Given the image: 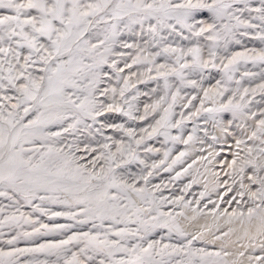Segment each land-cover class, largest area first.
<instances>
[{"label": "snow or ice", "instance_id": "obj_1", "mask_svg": "<svg viewBox=\"0 0 264 264\" xmlns=\"http://www.w3.org/2000/svg\"><path fill=\"white\" fill-rule=\"evenodd\" d=\"M125 33L139 37L143 45L122 40ZM250 35L264 43V0H259L258 6L253 0H0V197L7 198L15 208L8 213V206L0 207V213H6L0 219V228L32 226L31 232L18 231L7 241L14 245L21 238L90 225L87 231H73L57 242L0 250V264H20L21 256L36 253L55 256V264H228L221 259V251L194 246L195 241L204 240V233L190 234L180 226L178 217H184L183 211L162 210L168 203L189 208L190 201L183 197L171 201L157 198L148 188L156 169L163 166L164 171L171 172L184 162L187 150L179 152L170 164L171 149L165 150L163 159L153 163L146 174L142 170L134 175L125 166L138 162L148 168L137 149L156 136L173 144L189 145L195 139V127L187 139L182 134L173 136L171 130L182 133L186 120L202 114L225 134L234 120L247 115L255 118L256 114L248 111L247 97L257 89H242L241 82L256 73L244 71L240 79L235 77L242 63L264 66V48L230 52L231 45L241 44V37ZM176 40L189 41L190 46H174ZM118 48L135 49V54ZM159 57H164V63H157ZM121 61L124 68L119 67ZM134 65L147 66L149 80H163L164 94L155 103L145 104L139 116L133 114V101L140 93L129 98L126 94L135 84L130 77L120 76ZM211 70L221 72V79L215 87L203 88L205 73ZM113 72L117 83L123 79V87H101L112 79ZM143 75L138 76L140 83L146 82L141 79ZM192 75L199 79H191ZM260 75L264 78V71ZM233 83L235 88L229 87ZM185 87L200 88L203 99L195 112L185 116L181 111L177 120L174 109L184 99L181 93ZM258 89L264 93V84ZM226 93L230 95L226 97ZM197 99L191 96L183 107H194ZM206 101L213 106L205 107ZM110 113L132 120L146 121L150 115H159V119L143 128L138 139L135 129L105 121L101 128L123 132L128 143L108 137L112 142L103 144V151L88 164L82 163L84 157L77 155L79 145L67 141V137L74 136L81 127L90 132L92 124L88 120L95 124ZM222 113H231L227 125L221 121ZM53 126L59 130H51ZM211 139L216 141L218 137L212 135ZM62 141L67 142L60 146ZM249 141L253 142L251 146ZM235 145L237 151L224 162L230 170L225 175L232 181L228 191L235 188L232 200L239 197L237 202L248 207L246 214L244 210L228 213L225 209L223 215L229 222H256L257 234L264 236V118L257 121L247 139H236ZM144 151L151 154L160 149L145 147ZM218 155L209 152L212 159ZM200 159L212 162L208 157ZM195 163L193 160L172 179L188 175ZM214 176L217 186L227 185L219 174ZM196 182L193 178L187 187ZM204 195L201 193V199ZM22 204L50 220L63 217L74 223L50 226L33 220L31 214L20 212ZM47 205H60L66 210L51 211ZM192 212L198 213V207ZM157 229H166V237L150 240ZM231 231L222 236L228 237ZM174 235L178 238L175 243L171 242ZM222 236L213 234L206 243H223ZM244 236H249V230ZM260 248L264 251V243ZM228 255L223 251V256ZM254 259L264 264V257Z\"/></svg>", "mask_w": 264, "mask_h": 264}, {"label": "rangeland", "instance_id": "obj_2", "mask_svg": "<svg viewBox=\"0 0 264 264\" xmlns=\"http://www.w3.org/2000/svg\"><path fill=\"white\" fill-rule=\"evenodd\" d=\"M259 0H253V5L258 6ZM206 18V16L204 17ZM147 27V25H145ZM137 31L139 28L137 27ZM185 35H188L185 32ZM122 40H126L128 43H139L143 45V40L139 37H134L125 33L122 37ZM195 39V38H193ZM242 43L239 45L233 44L230 46V52H237V51H244L245 49H252L255 48L257 50L264 48V43L261 41L254 39L253 35L248 37H241ZM175 44H181L185 47L190 46L189 41H181L176 40L173 42ZM118 51H132L135 54V49L127 50V49H117ZM157 49H152V51H156ZM128 63H131V60H128ZM157 63H164V57L157 58ZM119 67L124 68L123 61L120 62ZM145 65H134L131 69H124V72L120 73L121 77H130L131 83L135 84V88H132L126 95L131 98L137 91L140 93L139 97L133 101L134 103V115H142L144 111L145 104H152L159 100L160 96L163 95V80L151 79L149 80L148 73L146 71ZM111 71L110 69H107ZM244 71H249L252 73H256L253 77H246L242 83V89L244 87L249 88L250 90L256 88L257 91L253 94L251 91L247 99L250 101L248 106V111L250 113H255L256 116L253 118L251 115H247V117L252 121L254 120L256 123L260 118H264L261 116V113L264 112V93L260 92L258 89V85L264 84V78L261 77L260 73L264 71V66L259 64L253 65L252 63L241 64L239 66V71L236 73V79H240V76L243 74ZM132 73H136V75H132ZM143 73L144 75L141 79L145 80V83H140L138 81V76ZM153 77H155L156 73L153 71L151 73ZM222 73L218 70H211L210 73H205V78L202 81L203 88H213L216 85V81L221 79ZM191 79H199L198 75H192ZM170 80H174V78H170ZM113 87H123V79H120L119 83H117L116 74L112 73V79L105 85H101V87L107 86ZM231 88H235V84L229 85ZM152 89H157L155 93L152 92ZM174 90V89H173ZM147 93V95H144ZM181 95L184 97L183 100L178 101L174 111L175 116L174 119H180V112L183 111L185 116L189 114V112H195L197 108L200 107V100L203 99V92L200 88L193 89L191 87H185L182 89ZM197 96L198 99L193 101L194 107H183L184 104L187 103V100L191 98V96ZM230 93H226L225 96L227 97ZM170 102V97H169ZM167 107V105H163ZM213 104L211 101L205 102V107H212ZM221 121L224 125H227L228 120L226 119L227 116L225 113L220 114ZM159 119V115L153 117L152 115L149 116L148 120L141 121V120H132L129 117H126L120 113H110L106 114L105 117L99 119V122L93 124L91 120H88V124H92L91 131L84 129L81 127L79 132H76L74 136L69 135L67 137V141H75L79 145L80 151L77 152L78 156L84 157L82 163L88 164V162L93 159L95 156L99 155L101 151H103V144L111 143V140H108V137H111L112 140H124L125 144L128 143V138L124 135L123 132L116 131L112 128H101V124L105 121L113 123V124H122L125 128H133L136 131V138L138 139L139 136L142 134V129L148 127L150 124H155V120ZM207 121V122H206ZM234 122H232L231 126L228 128V132L225 134L220 131L219 127H214L213 122L211 119L206 118L203 114L197 119H189L186 120L183 126L182 133L180 130L172 129L171 134L181 135L183 139H187L188 135L193 134L192 129L195 127L197 131L194 133L195 139L189 144L184 145L183 143H175L173 144L171 141H165L163 136H156L151 140L145 141V144L142 145L139 149H137V153L140 159L145 160L148 168H145L144 165L139 164L138 162H133L129 165H126L128 172L134 175H140L143 170V174H146L148 170H151V165L153 163H159L161 159H163V153L167 149H171V154L168 159V164L171 163L172 159H174L179 152L181 151H188V156L184 158V162L181 164H177L173 167L171 172L164 171V167H160L154 171V174L149 178L150 183L148 184V188L152 190L156 197H165L169 201L174 200L177 197H183L185 201H190L191 205L189 208H183L182 205H174L172 203H168L164 205L163 211L165 212H173L178 213L180 211L192 212V208L199 209L198 214L201 216H215L214 213H219L221 210L224 211L225 209L228 212H232L233 210L240 211L244 210L246 212L248 205L239 204V197H237L236 201L232 200V197L236 195L235 188L233 191H228L229 187H232L231 179L225 175L226 172L230 170L224 166L225 160L230 161L232 158V154L237 151L235 140L236 139H247V135H250L252 131L256 128L243 125L244 127H234ZM100 129V132H97L96 129ZM205 129L209 132V135L205 136ZM53 131H58L59 129L55 126L52 127ZM212 135H216L218 139L213 141L211 139ZM62 141L60 146H63L65 142ZM203 141V143H201ZM249 146L252 145V141H249ZM258 143V141L256 142ZM211 145V147H210ZM133 147L135 148V144L133 143ZM145 147H152L160 149L159 153H151L146 154L144 151ZM243 148V146H241ZM87 149V150H86ZM95 149V151H92ZM113 151H115V146H113ZM209 152L219 153L215 159L209 156ZM243 154V153H242ZM200 157H208L209 160L212 162L209 163L207 160H202ZM193 160L196 163L193 165L190 173L188 175L182 176L180 179H172L175 177L177 172H182L184 168H187L189 164L193 163ZM214 174H219V178L221 181H227V185L221 183L219 186L216 184ZM195 178L196 183L192 184L191 187H187L191 180ZM143 185V181L140 182ZM159 185V190L156 189V186ZM238 187V185H236ZM201 193H205L203 199H201ZM9 200L7 198H3L0 200V207L10 206L11 204L8 203ZM199 202V204H197ZM36 203V202H34ZM139 204L140 201L137 200ZM207 205V207H205ZM51 211H65L62 206L60 205H47ZM20 212L25 214H31V219L39 220L42 223L49 224H73V221L64 219L63 217L56 218L55 220H50L47 215H41L40 213L33 212V209L30 205L22 204L19 206ZM11 210L15 211V208L12 207L11 209L8 208V211ZM9 213V212H8ZM193 213V212H192ZM6 213H0V219L3 218V215ZM180 218V217H178ZM192 221H187L188 228L186 232L190 234H198L199 232L204 233V240H198L194 242V246L197 248H207L208 251H221L218 247H215L213 243H206V241H211L213 238V234L221 235L223 232H226L227 228H219L216 226V223H212L209 225L206 231H202L197 228L196 225L191 223ZM39 227V225H36ZM135 227V225H132ZM90 228V225H82L77 226L75 228L69 229L64 232L56 233L53 240L45 239V240H37L35 242H23L22 240L16 241L14 245H9L6 243V240L9 236L14 235V230L9 231L8 233L3 234L0 231V250L3 251H10L13 247L15 248H32L36 247L42 243L48 242H57L61 239H66L69 235L72 234L73 231H87ZM219 228V231L217 229ZM211 229V231H208ZM43 231V230H41ZM167 235L166 229H157L149 239H159L161 236ZM223 238V236H222ZM178 238L174 235L171 242H177ZM165 243L169 242L167 239L164 241ZM264 243V236H261L257 239L255 244V248L248 247L243 252L245 255L251 256L253 259L250 260L251 264H257L255 257H264V251L261 250L260 244ZM76 249L73 248V251ZM226 251V250H225ZM223 254V252L221 251ZM20 264H26L27 261H39L41 264L47 261V264H55L56 257L51 255H45L42 253L36 254H27L21 256ZM62 264V262H61Z\"/></svg>", "mask_w": 264, "mask_h": 264}, {"label": "bare ground", "instance_id": "obj_3", "mask_svg": "<svg viewBox=\"0 0 264 264\" xmlns=\"http://www.w3.org/2000/svg\"><path fill=\"white\" fill-rule=\"evenodd\" d=\"M227 116V120H231V113H225ZM92 122V121H91ZM234 127H240V125H249L254 128H256V122L254 120H250L247 116H245L242 119H237L233 121ZM4 197H0V200H3ZM138 200V199H137ZM11 204V201L8 202ZM11 209L12 207H8ZM9 213L11 210L8 211ZM224 211H220L215 216H201L198 214H194L192 212H186L184 217L178 218V221L180 223V226L186 231L188 228L187 221H192L194 225L197 226L198 229L202 231H206L210 224L216 223V226L219 228H227L226 232L229 231V229H232V231L229 233L228 237H223L222 241H217L214 243L215 247H218L221 249V251H227L230 253L228 256L221 255L222 260L228 261V264H251L249 260V255L240 256L239 252L246 250V248L251 247V245H255L257 242V239L261 237V235L257 234V225L256 222H253L252 224H249L247 219H245L243 222L237 219H232L231 222H229L228 216L223 215ZM231 213V212H228ZM246 214V212H245ZM194 217V218H193ZM249 230V236L245 237L244 232L245 230ZM14 230V235L9 236L6 240V243L9 239H11L13 236L16 235L18 231H32V226L29 224H23L22 227H2L0 228V231L3 232V234L8 233L9 231ZM56 232L50 233L48 235H37L32 238H21L19 240H22L23 242H35L37 240H45L50 239L53 240ZM1 242V237H0ZM253 248V247H252Z\"/></svg>", "mask_w": 264, "mask_h": 264}]
</instances>
